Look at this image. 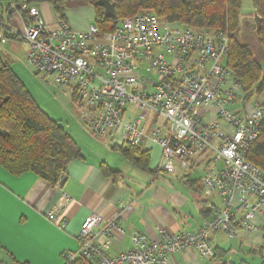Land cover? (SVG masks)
Returning a JSON list of instances; mask_svg holds the SVG:
<instances>
[{
  "label": "built area",
  "instance_id": "built-area-1",
  "mask_svg": "<svg viewBox=\"0 0 264 264\" xmlns=\"http://www.w3.org/2000/svg\"><path fill=\"white\" fill-rule=\"evenodd\" d=\"M13 1L27 16L22 33L26 65L72 90L87 133L109 145L159 146L163 171L177 177L178 169L202 170L203 196L222 201L197 230L158 229L155 238L134 233L133 247L117 256L104 239L125 234L119 218L94 214L83 223L78 253L67 254V262L81 256L86 264H178L176 254L191 249L196 253L191 264H197L217 258L211 234L238 239L261 229L254 220L264 210V173L248 154L261 135L264 102L245 110L240 85L227 66V34L171 24L151 13L119 20L104 35L94 21L80 32L59 20L48 1L52 25L40 3ZM237 105L239 110L232 109ZM60 203L47 219L65 229L61 213L69 197L64 192Z\"/></svg>",
  "mask_w": 264,
  "mask_h": 264
},
{
  "label": "crops",
  "instance_id": "crops-1",
  "mask_svg": "<svg viewBox=\"0 0 264 264\" xmlns=\"http://www.w3.org/2000/svg\"><path fill=\"white\" fill-rule=\"evenodd\" d=\"M47 3H40V8L46 23L52 25L53 14ZM17 4L13 0H0V45L3 44L0 52L3 61L11 66L24 85L27 83L24 76L40 84L42 82L26 69H22L21 74L14 70V63H19V70L22 68L20 63L27 50L22 52L19 62L10 58L11 51L21 52L17 53V46L8 43L9 39L27 44L22 38L27 16L20 13ZM72 8L71 15L65 10L67 23L76 31H87L92 22L87 26L83 20L91 18L94 9L90 6ZM31 96L36 97L33 93ZM41 109L75 139L82 159L68 166L61 189L33 173L14 177L0 166V264H65L67 254L78 253L77 236L83 223L94 214L103 218L116 216L124 229V235L113 240L104 239L108 241L112 256L133 247L131 237L134 233L155 238L158 229L173 234L193 232L214 216L215 207L219 205L210 201L213 197L203 196V172L202 176L196 173L199 169L193 167L181 173V178L170 176L161 167V148L150 142L144 149L139 148L149 152L146 167H141L138 156L134 159L124 156L123 150L128 146L121 142L109 145L91 136L75 114ZM251 110L252 107L247 112ZM102 165L119 176H105ZM63 192L69 197V203L61 213L66 228L60 229L47 219V215L56 205H62ZM254 223L261 229L252 236L242 234L238 239H230L223 232L211 234L217 258L197 260V264H264V210L256 215ZM175 259L178 264H191L196 253L189 249L176 254Z\"/></svg>",
  "mask_w": 264,
  "mask_h": 264
},
{
  "label": "trees",
  "instance_id": "trees-1",
  "mask_svg": "<svg viewBox=\"0 0 264 264\" xmlns=\"http://www.w3.org/2000/svg\"><path fill=\"white\" fill-rule=\"evenodd\" d=\"M46 1L52 4L58 19L65 22L68 2L73 6L94 8V23L102 35L114 31L119 20L145 11L153 12L171 24L196 30L222 31L229 37L227 66L241 92L246 98L255 90L259 94L264 93L263 67L249 43H242L237 38L242 0H110L116 4V19L105 14L104 8L97 5L99 0H30L37 3ZM253 2L256 14L262 20L260 30L255 32L256 42L264 52V0ZM260 133L248 160L264 173V121ZM123 153L128 159L138 156L140 166L146 167L148 151L128 147ZM81 159L79 144L37 105L11 66L3 61L0 52V166L14 177L33 173L53 187H57L59 182L63 187L68 166ZM101 170L105 176H119L106 165H102ZM65 264L86 262L79 256L72 262L66 260Z\"/></svg>",
  "mask_w": 264,
  "mask_h": 264
},
{
  "label": "rangeland",
  "instance_id": "rangeland-1",
  "mask_svg": "<svg viewBox=\"0 0 264 264\" xmlns=\"http://www.w3.org/2000/svg\"><path fill=\"white\" fill-rule=\"evenodd\" d=\"M67 9H66V14L71 15V11H73V4L71 2H68L67 4ZM242 12H241V16H240V30L237 33V38L243 43H249L250 47L253 50V53L255 54L257 60L259 61V63L262 65L263 67V72H262V76L264 77V52L263 50L260 48V46L257 44L256 42V36H255V32L257 28V25L255 23V16H256V10L254 7V2L253 0H242ZM94 9V8H93ZM95 11V9H94ZM141 13H151L153 15H155L153 12H149V11H145V12H141ZM140 13V14H141ZM87 16V15H85ZM96 18V13H94V15H92L91 18L89 19H84L83 22L85 23V25L88 26V24L90 22H93ZM161 18V17H159ZM52 20H54V17L52 15ZM162 21H166L165 19L161 18ZM88 23V24H87ZM196 30V29H194ZM197 31H201V30H197ZM204 31H208V30H204ZM209 32H214V31H209ZM8 43H13L17 46V53L20 54H15L16 52L11 51L10 54V58L12 60H15L17 62H19L21 60V58L23 57L22 52H25L26 50H28V45L23 43V42H15V40L9 39ZM1 44V43H0ZM0 46H3L0 45ZM1 50L3 51V47H1ZM27 53V51H26ZM26 53L24 55V59H22L20 65H22V68H20L19 70V63H14L13 67L14 70H18L19 74H21V70L22 69H26L28 73H30L33 77L38 78L42 83L39 84V82H36L35 80L31 79L30 77H25V80L27 83H25L27 89H29L30 92H32L34 94V96H36L34 99H36L35 101L37 102V104L44 109L47 108V110H49L51 113L54 112H58L60 114H66L67 112L73 113V115L75 114L78 118L80 117V113L77 109V106H79L77 104V102L73 101V92L71 89H63L60 88L58 86H56L55 84H53L52 78H43L42 76H38L36 75L32 69H30L27 65H26ZM7 59H5L6 61H8V57H6ZM150 71V70H148ZM148 71H145V74H150L148 73ZM39 85L41 86V88H39ZM38 86V87H37ZM45 87V88H44ZM238 95L240 97V99L242 100V98H245L244 101V106H245V110L247 111L250 107H253V105L259 103V102H264V93H257V91H253L251 93H249L248 98L245 97V95L238 90ZM31 93V94H32ZM56 98V99H55ZM239 106H234L232 109L234 110H239ZM58 113H55L58 115ZM183 172H181L179 169L177 170V177L174 178H181ZM197 175H201L202 176V170H197ZM171 176V175H170ZM212 203L216 202V205L221 206L222 205V201L220 200V198L217 196L214 197L213 199L210 200Z\"/></svg>",
  "mask_w": 264,
  "mask_h": 264
},
{
  "label": "water",
  "instance_id": "water-1",
  "mask_svg": "<svg viewBox=\"0 0 264 264\" xmlns=\"http://www.w3.org/2000/svg\"><path fill=\"white\" fill-rule=\"evenodd\" d=\"M97 5L104 8L105 14L107 16H109L113 19L117 18V11H116V4L115 3H112L110 0H99L97 2ZM255 23L257 25L258 30H260L262 20L258 16V14H256V16H255Z\"/></svg>",
  "mask_w": 264,
  "mask_h": 264
}]
</instances>
